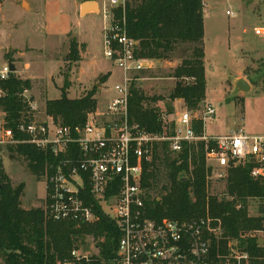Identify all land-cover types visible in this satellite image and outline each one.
<instances>
[{
	"label": "trees",
	"instance_id": "obj_1",
	"mask_svg": "<svg viewBox=\"0 0 264 264\" xmlns=\"http://www.w3.org/2000/svg\"><path fill=\"white\" fill-rule=\"evenodd\" d=\"M203 10V0H126L124 7L116 9L117 17L125 20L129 37L137 41V56L158 62L179 59L169 74L176 81L167 99H181L188 110H199L205 99ZM69 48L67 60L77 62L85 44L71 37ZM7 57L13 64L12 56ZM32 83L31 79L15 76L13 72L0 80V112L6 127L15 129L17 123L33 119L29 100L23 95L32 88ZM69 86L66 74L60 97L45 101V113L61 125H82L97 108L96 87L80 97L68 98ZM161 99V96H147L132 85L130 119L148 132L161 133L160 115L172 111L161 112L152 105ZM193 122L196 136L203 135L201 119ZM6 148L10 155L20 157L37 177L44 174L45 163L51 160L31 144ZM204 148V141L193 140L185 143L179 152H172L166 142L153 149L152 160L144 165L142 176L152 215L186 220L208 213L219 219L222 226L220 236L210 237L211 264H226L230 241L248 254L250 264H264V247L259 246L253 234L264 225V219L250 215L247 209V199L262 196L264 185L250 176L251 166L245 164L229 169L226 191L235 195L236 200L209 192L210 169ZM22 194L23 183H12L0 157V259L3 264L74 261L71 252L79 248L85 236L96 241L98 253L87 261L79 259L76 264H112L120 232L115 221L103 214L99 206L93 208L98 215L94 222L55 221L40 206L23 207Z\"/></svg>",
	"mask_w": 264,
	"mask_h": 264
},
{
	"label": "built area",
	"instance_id": "obj_2",
	"mask_svg": "<svg viewBox=\"0 0 264 264\" xmlns=\"http://www.w3.org/2000/svg\"><path fill=\"white\" fill-rule=\"evenodd\" d=\"M63 1V0H59ZM95 14L101 17L103 55L122 72L121 81L114 85L115 95L104 109L89 114L82 125H61L50 116L42 120L22 121L15 129L0 122V147L27 143L45 156L42 175L45 187L44 207L49 218L75 223L94 222L98 215L94 205L115 221L120 232L112 264H211L210 237L220 236L221 221L208 213L186 220L167 217L155 218L151 201L142 186L144 165L152 160L153 149L166 142L172 152H179L185 143L202 140L205 161L210 169L209 180L223 182L219 196L236 200L226 191L229 169L250 165V176L264 185V134H250L244 129L223 135L196 136L194 120H204L215 114L208 104L203 114L198 110L180 109L162 113L161 133L148 132L129 117L131 86L141 79L140 73L151 69L153 60L136 55L137 41L129 37L125 20L116 15L126 0H93ZM227 15L234 16L230 11ZM255 34L264 36V26L256 27ZM11 73L8 63L0 70V80ZM31 110L34 103L28 102ZM254 202L255 214L264 219V194L249 197ZM236 207H240L237 204ZM262 236L264 225L253 232ZM226 264H250L246 252L235 242L228 243ZM72 260L55 264H76L88 255L71 252ZM232 258V262L229 261Z\"/></svg>",
	"mask_w": 264,
	"mask_h": 264
},
{
	"label": "rangeland",
	"instance_id": "obj_3",
	"mask_svg": "<svg viewBox=\"0 0 264 264\" xmlns=\"http://www.w3.org/2000/svg\"><path fill=\"white\" fill-rule=\"evenodd\" d=\"M84 0H1L0 1V70L12 56L15 76L33 77V85L24 94L36 107L33 118H47L45 101L58 99L65 75L70 86L68 98H76L96 87L97 109L102 110L115 95L114 85L121 81V70L103 55L101 17L79 13ZM205 99L198 114L210 104L215 114L204 120V134L223 135L239 127L250 134H264V36L255 34L264 26V0H203ZM230 11L234 16L227 15ZM95 11V10H94ZM85 44L82 62L67 60L70 38ZM30 63L22 69L24 62ZM179 63L153 62L133 84L147 96H161L155 102L161 112H178L182 101H169L167 94L175 84L169 74ZM70 70H69V69ZM105 77V78H104ZM244 79L249 88H237ZM3 113L0 112V122ZM3 167L14 185L23 183L21 205L44 207L43 177L32 174L25 162L0 147ZM209 192L223 190V182L210 181ZM249 213H256L250 202ZM259 241H263L260 236ZM79 254L98 253L96 241L85 236ZM0 264H3L0 259ZM228 264V263H227Z\"/></svg>",
	"mask_w": 264,
	"mask_h": 264
},
{
	"label": "water",
	"instance_id": "obj_4",
	"mask_svg": "<svg viewBox=\"0 0 264 264\" xmlns=\"http://www.w3.org/2000/svg\"><path fill=\"white\" fill-rule=\"evenodd\" d=\"M89 9L92 11H89L88 14L89 13H96L97 12L96 2L93 0H84L80 4L79 13L82 15V14H84V12H86ZM7 63L9 64L11 72H14L15 71L14 65L10 61H8ZM236 86H237V88L242 89V90H246L247 88H249V85L247 84V82L244 79L237 80Z\"/></svg>",
	"mask_w": 264,
	"mask_h": 264
},
{
	"label": "crops",
	"instance_id": "obj_5",
	"mask_svg": "<svg viewBox=\"0 0 264 264\" xmlns=\"http://www.w3.org/2000/svg\"><path fill=\"white\" fill-rule=\"evenodd\" d=\"M79 6H80V4H79ZM83 54L85 55V53H83V52L80 53V56H81V59L79 60L80 62L83 61V60H82ZM153 62H158V61H154V60H153ZM29 63H30V61H26V62H24L23 66H22L23 71H24V68H25ZM13 65H14V63H13ZM14 67H15V65H14ZM15 68H16V67H15ZM15 71L18 72V70H15ZM24 78H29V79H31L32 81L34 80L32 76H25ZM32 85H33V83H32ZM25 92H28V91H25ZM23 95H24L25 97H28V96H26L24 93H23ZM174 101H175V100H174ZM176 101H181V99H176ZM30 102L33 103V101H31V100H30Z\"/></svg>",
	"mask_w": 264,
	"mask_h": 264
}]
</instances>
